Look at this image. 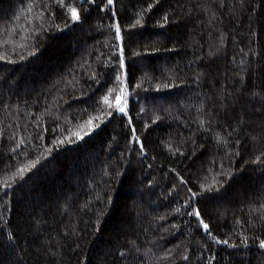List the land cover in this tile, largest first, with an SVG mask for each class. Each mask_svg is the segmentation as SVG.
I'll return each mask as SVG.
<instances>
[{
  "label": "trees",
  "instance_id": "obj_1",
  "mask_svg": "<svg viewBox=\"0 0 264 264\" xmlns=\"http://www.w3.org/2000/svg\"><path fill=\"white\" fill-rule=\"evenodd\" d=\"M261 243L264 0H0V264Z\"/></svg>",
  "mask_w": 264,
  "mask_h": 264
},
{
  "label": "snow or ice",
  "instance_id": "obj_2",
  "mask_svg": "<svg viewBox=\"0 0 264 264\" xmlns=\"http://www.w3.org/2000/svg\"><path fill=\"white\" fill-rule=\"evenodd\" d=\"M109 2H111V0H109ZM72 14V18L74 20H78L79 19V15L77 14L76 10L73 8V9H70L69 10ZM137 23H139V21H137ZM117 32H119V28H117ZM108 101L105 100V103H107ZM117 102H119V99L117 98ZM119 111L123 112L124 111V108L123 107H120L119 108ZM89 123H91V121H89ZM198 214V213H197ZM204 228L207 229L208 228V225L205 224L204 225ZM225 243H227V241H225ZM261 247H264V243H261Z\"/></svg>",
  "mask_w": 264,
  "mask_h": 264
}]
</instances>
